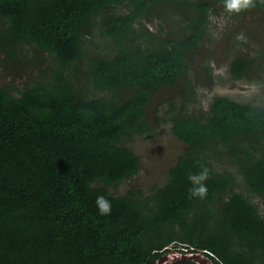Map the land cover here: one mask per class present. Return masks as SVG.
<instances>
[{"label":"trees","instance_id":"16d2710c","mask_svg":"<svg viewBox=\"0 0 264 264\" xmlns=\"http://www.w3.org/2000/svg\"><path fill=\"white\" fill-rule=\"evenodd\" d=\"M260 11L264 0L239 13L225 0H0V264H157L172 250L264 264V106L216 96L192 111L197 82L217 78L212 15L231 20L236 49L237 21ZM255 53H236L229 78L263 72ZM161 123L183 152L161 183L116 193L141 170L131 142ZM204 169L207 195L191 197Z\"/></svg>","mask_w":264,"mask_h":264},{"label":"rangeland","instance_id":"374dc122","mask_svg":"<svg viewBox=\"0 0 264 264\" xmlns=\"http://www.w3.org/2000/svg\"><path fill=\"white\" fill-rule=\"evenodd\" d=\"M230 21L224 13L211 17L213 34H211L212 40L207 39L206 51L212 57L217 78L214 85L203 80L197 82L198 98L195 107L192 106V111H197L198 107L207 108L210 100L216 96H226L235 101L264 106V71L254 75L255 77L250 76L249 79L233 80L229 78L227 69L228 63L236 53L252 57L256 54L255 50L264 47V11L249 12L242 20L237 21L241 22L242 28L240 30L242 37L237 36V38L243 43L236 46V49L232 44L227 43L229 35L223 33L226 27H229ZM6 72L5 67L0 66V84L11 80V74ZM201 81L204 86L201 85ZM130 146L141 158V170L136 177L117 187L115 191L118 194L129 187L149 190L161 183L166 177L167 169L183 152L186 145L173 135L168 124L161 123L155 135L146 138L137 137ZM253 200L264 211V203L257 197H253Z\"/></svg>","mask_w":264,"mask_h":264},{"label":"clouds","instance_id":"9594fccd","mask_svg":"<svg viewBox=\"0 0 264 264\" xmlns=\"http://www.w3.org/2000/svg\"><path fill=\"white\" fill-rule=\"evenodd\" d=\"M226 9L229 12L239 13L242 9H247L252 6L253 0H225ZM209 173L207 169L202 172L190 175L189 180L192 183V187L189 190L191 197H199L203 199L207 195V187L205 181L208 179ZM98 212L100 215H109L111 212V203L104 197L98 196L96 199Z\"/></svg>","mask_w":264,"mask_h":264},{"label":"water","instance_id":"95a60500","mask_svg":"<svg viewBox=\"0 0 264 264\" xmlns=\"http://www.w3.org/2000/svg\"><path fill=\"white\" fill-rule=\"evenodd\" d=\"M184 260L194 261L198 264H214V262L204 253H182L176 250H172L164 254L158 260L157 264H168Z\"/></svg>","mask_w":264,"mask_h":264}]
</instances>
